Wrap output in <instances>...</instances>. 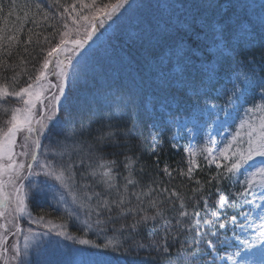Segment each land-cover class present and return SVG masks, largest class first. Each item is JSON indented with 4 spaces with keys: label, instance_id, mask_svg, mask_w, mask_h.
Segmentation results:
<instances>
[{
    "label": "trees",
    "instance_id": "1",
    "mask_svg": "<svg viewBox=\"0 0 264 264\" xmlns=\"http://www.w3.org/2000/svg\"><path fill=\"white\" fill-rule=\"evenodd\" d=\"M103 1L0 0V86L7 87L9 92H15L29 83H35L36 77L45 70L43 63L50 58L49 50L61 40L67 41L66 31L75 29L68 27L69 24L84 16L89 5L94 2L99 5ZM136 1L138 0H128L123 8ZM107 2L108 6H114L118 0ZM237 6L231 2L226 15L232 14V8ZM239 6H243L245 10L238 16L239 21L236 20L235 24L237 28L242 21L247 24L248 31L243 32L251 34V43L245 37L233 39L234 29L230 24H222L223 28L219 31L214 30L211 25L204 30L201 26L192 24L183 32L186 38L180 33L172 37L166 35L162 43L158 44V49L162 52L173 48L169 43L175 37V43L182 38L189 48V58L196 67L202 68L193 74L195 83L190 86L191 94L188 92L189 88L184 86L168 87L177 105L175 108L165 107V111H161L156 118L150 112L139 110L143 106H125L119 103V100L123 103L132 102L125 97L135 87L141 89L140 81L144 77L142 71L139 74L133 71L143 66L141 59L144 54L132 56L130 49L134 48L129 49V46L121 45L122 48L126 47L124 50L130 65H138L129 70L131 76L139 81L132 91L120 89V92L112 95L116 98L114 107L102 105L99 99L92 105L82 101L76 96V87L74 97L70 87L66 85L64 98L60 100L57 112L58 119L48 125L41 147L45 145L47 162H55L61 166L72 163L75 182H69L70 192L78 193L82 190L92 195L93 209L88 215L94 222L97 219L103 221L95 229L100 234V240L96 238L95 241L108 257H120L129 264H205L214 254L222 253L227 240L236 232L237 225L232 224V217L234 213L240 215L236 212V207L241 210L247 205L252 188L247 185L248 173L240 169L229 172L233 162L216 165L204 151L206 147L198 143H194V151L198 153L193 162L185 150V130L180 129V138L176 137V133L173 137L164 117L174 121L177 116L192 114L197 123L211 121L214 115L210 113L206 116L204 112L207 104L209 101L222 104L218 102L224 99V94H213V83L197 88V82L204 80L208 69L222 77L221 80L219 78V83L222 84L230 79L235 82L234 77L238 71L250 62L251 66L257 65L264 70V5L247 9L248 2L241 1ZM121 9L111 19L102 12L92 14L97 15V26L91 40L99 38L112 25ZM99 19L104 20L102 27L99 26ZM81 23L82 21L75 24L79 26ZM84 23L88 24L85 30L90 28L88 20H84ZM179 30L182 31V28ZM112 31L119 35L116 29ZM216 34L220 38H215ZM83 38L84 36L81 37ZM220 41H223L221 49H212ZM224 50L225 53L222 54ZM153 51L147 52V55ZM205 85L207 90L204 89ZM220 87L217 83L214 88ZM221 90L225 91V88ZM15 103L10 96L0 98V129L7 126ZM219 115L222 116V113ZM153 120L161 121L162 124L155 128ZM65 149L67 151L64 155L59 157L55 154L58 150L62 152ZM126 158L133 161L128 168L125 167ZM27 160L25 173L31 157ZM81 160L84 161L83 164ZM100 160L116 162L113 166L112 188L101 183L99 175H90L91 166ZM129 180L132 183H128ZM246 188L248 190L245 192ZM96 193L100 194L99 198ZM238 193H244V196ZM221 197L225 198L223 205L220 203ZM120 199L124 200V204L117 208L112 202ZM103 200L109 202L113 209L111 212L96 207ZM9 203L10 198L6 204L7 210L10 208ZM29 207L35 216L59 223L67 222L72 225L71 230L75 229L66 213L43 206L34 197L30 198ZM97 212L101 214L98 216ZM181 212H186L187 215L182 216ZM213 212L217 216H213ZM143 217L149 218L142 220ZM205 220L211 223L205 225ZM134 223L137 224L135 228L131 227ZM220 224L225 227L220 228ZM6 236L7 234L5 238ZM106 239L113 241L107 247L103 241ZM2 244L3 242L0 243V252ZM164 247H168L167 253L163 251Z\"/></svg>",
    "mask_w": 264,
    "mask_h": 264
},
{
    "label": "rangeland",
    "instance_id": "2",
    "mask_svg": "<svg viewBox=\"0 0 264 264\" xmlns=\"http://www.w3.org/2000/svg\"><path fill=\"white\" fill-rule=\"evenodd\" d=\"M241 1L248 2L247 9L255 8L259 4L264 5V0H138L124 8L121 7L123 9L119 8L121 10L116 19L99 38L90 40L89 44L83 48H75L73 41L85 36V28L88 27V24H83L84 17H90L97 9L109 5L107 0L99 5L98 2L92 3L89 5V10H86L87 13L75 22L82 21L79 26L73 22L69 24L68 27L77 29L66 31L67 43L62 45L64 50L50 56L49 66L44 70L45 76L33 83L37 90L43 89L44 98V104L38 105L34 110L36 118L46 117L49 114L44 110L45 105H48L49 108L55 105L51 98L58 95V88L55 85H59L61 82L60 68L57 67V62H61V66H63L69 57L72 59V65L66 69L69 75L65 88L66 85L70 87L72 96L75 97L74 87H76L78 99L89 102L91 105L99 99L102 105L114 107L116 98H113L112 95L120 92V89L132 91L134 85H137L139 81L131 76L129 70L130 67L138 65H130L124 50L126 47L122 48L121 45L129 46V49L130 47L134 48L136 52L134 49H130L132 56L144 54L141 59L143 66L133 70L135 74L142 71L144 77L140 81L141 89L135 87L130 95L127 94L125 97L132 102L125 101L123 103L119 100V103L125 106L127 104H133L135 107L143 106L139 110L150 112L153 118L158 117L161 111H165V107L175 108L177 102L168 87L184 86L189 88L188 92L191 94L190 86L195 83L193 74L202 67H196L189 58L187 52L189 48L186 47L182 38L175 43V37L169 43L173 48L162 52L158 49V44H161L167 36H176L177 33L186 38L183 32L192 24L201 26L204 30L211 25L217 31L223 28L222 24H230L234 29L233 39L245 37L251 43V34L243 32V30L248 31L247 24L242 21L238 28L235 24L236 20L239 21L238 16L245 10L243 6H239ZM231 2L238 6L232 8L234 10L232 14L226 15V9L230 7ZM179 28H182V31ZM114 29L119 35L112 31ZM218 37L220 38V35L216 34L215 38ZM222 42L220 41L215 48L212 46V49L220 50ZM151 50L159 51L156 53L153 51L147 55V52ZM221 53H225V50ZM250 64L251 62L238 71L234 77L236 83L231 79L225 84L219 83L222 77L218 76L214 70L209 69L204 80L197 82L199 89L204 84L213 83L212 93L224 94V99L218 102L222 104L210 101L207 104L204 112L206 116L210 113L214 115L211 121L197 123L192 114L177 116L174 121H170L167 116L164 117L173 132V137L176 133V137L180 138V129L185 130V150L188 158L193 162L195 154L198 153L194 151V143L204 145L206 147L204 151L213 163L219 166L223 163L233 162L236 158L235 153L247 154L249 136L250 134L255 135L253 129L258 131L260 121L264 118V108L257 110L255 107L264 105V91L260 87L261 84H264V70H261L257 65L251 66ZM217 83L221 85L220 88H214ZM222 88H225V91L221 90ZM204 89L207 90L206 85ZM10 98L16 101L13 108L24 107L23 102L18 98L14 96H10ZM63 98L64 96L61 97V100ZM250 109L251 111H249ZM220 112L222 116L219 115ZM165 114L170 115L168 112ZM152 124L157 128L162 122L153 120ZM8 126L7 124L3 130L6 131ZM33 127L38 128L39 125L34 123ZM46 134L47 131L39 137L41 142ZM25 135V132L17 134L14 148L16 161L24 164L28 162L27 159L30 158V155L22 156L20 153L28 151L31 148V139L37 138L33 133L28 141L29 149H24L22 145L25 143ZM59 152L61 151L58 150L56 153ZM46 155L47 150L44 145L38 152L40 164L47 162ZM57 156L60 157V155ZM29 162L33 164L32 171L41 174L23 181H16L17 184L23 183L25 192L28 193L27 209L23 215L14 211L13 187L7 184V174L4 176L5 192L10 198V210L8 209L6 215L0 218V224L6 225V228L0 229V233L3 234V240L0 241V243L3 242L1 252H5L0 264H20V261H23V264H126L125 261H120V257L115 259L108 257L104 253L105 250L95 241L96 238L100 240V234L95 230L97 225L88 215L93 209L92 195H88L82 190L78 193L70 192V186L62 187L59 182L43 175L46 169H41L32 160ZM50 164L57 169L62 167L55 162ZM261 166H264V157L254 156L240 168L248 173L247 181L250 179L254 181L247 199L252 203L243 206L241 210L236 207V212H240V215L234 213L236 222H232V224L237 225V231L227 240L222 253L214 254L205 264H264V241L258 238L261 231L260 225L264 223L260 219L264 214V187H261V184L264 183V176L252 177L250 175ZM20 175L27 177L28 172L21 171ZM46 184H55L56 188L50 189L46 187ZM89 196L90 200L87 198ZM31 197L37 199L43 206H49L66 213L75 229L71 230L72 225L67 222L59 223L45 218L37 222L40 217L35 216L29 207ZM82 203L84 207H80ZM85 220L92 224L91 228L85 226ZM17 228L20 230L17 231ZM29 229L33 234L40 235L38 238L34 236L29 241L30 247L25 249L24 237L29 235ZM45 233L47 234L45 235ZM57 233L63 234L57 235ZM80 240H87L89 243L81 244ZM103 241H105L104 246L111 245L110 241L113 242L110 239ZM245 241L248 242L247 245H245ZM13 246L20 250L19 260L12 259L15 255Z\"/></svg>",
    "mask_w": 264,
    "mask_h": 264
},
{
    "label": "snow or ice",
    "instance_id": "3",
    "mask_svg": "<svg viewBox=\"0 0 264 264\" xmlns=\"http://www.w3.org/2000/svg\"><path fill=\"white\" fill-rule=\"evenodd\" d=\"M128 3V0H118V3L114 6H105L103 9H97V13H103L104 16H106L108 19L112 18V15L121 7H123L125 4ZM110 7V10H108ZM85 20H88L90 23V28L85 30V36L83 39L75 40L73 41L75 48H83L84 44L87 43L88 40H91L92 37L96 33V23L97 21V15H92L90 17L85 16ZM99 26H103L104 20L99 19L98 21ZM67 41L61 40L60 43L52 48L48 52V56H52L53 53H58L62 50V45H65ZM50 61L45 60L43 63V68L47 69L49 66ZM72 65V59L69 57L67 59V63L61 66V62H57V67L60 68L59 75L61 76V82L59 85H55V87L58 88V95L53 96L51 99L55 101V105L49 108L48 105L44 106V110L47 111L49 114L44 117L40 116L39 119L36 118V113L34 112L35 109H37L38 105L44 104V98H43V89L37 90L36 87H34L33 84L29 83L27 86L22 87L19 89V91L15 92H9L7 87L0 86V98L7 97V96H14L21 100L23 102L24 107H15L11 109V117L8 121V127L7 130L0 129V218L4 217L7 212L6 208V202L8 201L9 197L5 192V186L6 181L4 179V176L7 174L8 180L7 184L12 185L13 192L15 194V209L14 211L17 214L23 215L27 209V203L26 200L28 198V193L25 192V186L23 183L17 184L16 181L20 180L23 181L25 179H28L29 177L38 176L41 173L39 172H33L32 168L33 165L30 163L27 165V172L28 176H21V171L25 170V164L17 162L15 157L16 153L14 151V148L16 146V137L18 133L25 132L26 135L24 137L25 143L22 145V148L29 149L28 141L31 139L33 133L36 134V139H31V148L28 151H22L20 155L22 156H28L30 155L31 160L33 162L37 163V166L41 169H46V171L43 172V175L50 177L54 179L55 181L59 182V184L62 187L68 188L70 186L69 182L74 183L75 182V173L73 172V165L72 163H69L65 166H62L61 168L57 169L53 167L49 162H45L43 164H40L38 161V152L41 149V141L39 139L40 136H42L47 130L48 125L53 124L54 121L58 119L57 112L59 111V104L61 97L64 96L65 93V83L67 81L69 73L66 71V69ZM45 76L44 72H41L37 77L36 80L39 81ZM261 90L264 91V84L260 85ZM257 110L264 108V105H258L255 106ZM7 111V109H6ZM251 111V109L249 110ZM46 121V122H45ZM38 124V128H34L33 124ZM253 133L255 135L250 134L249 141H248V149L247 154H244L243 152L235 153L234 156L236 157L231 164V167L228 169L229 172L237 171L239 170L243 164L247 163L248 161L252 160L254 156L258 157H264V118L261 119L259 130L253 129ZM111 135V133H109ZM67 149H65L62 152L55 153L56 155H64ZM5 160L7 161L5 163ZM127 163H125V167L128 168L130 164L133 162L131 158H126ZM84 161L81 160V164H83ZM116 164L115 161H104L100 160L98 161L94 166L92 167V171L90 172V175L93 177H96L99 175L100 182L103 183L108 188H112L114 185L112 181L114 180L113 176V166ZM252 177H255L256 175L264 176V166H261L260 168H257L256 171L252 172L250 174ZM128 183H132V181H128ZM254 183L253 180H248L247 185L248 188L252 187V184ZM38 186V185H33ZM46 187L50 189H55V184H46ZM261 187H264V183L261 184ZM248 188L245 189V192L248 190ZM241 196H244V193H238ZM96 196L99 198L100 194L96 193ZM89 200L91 197H87ZM75 199V197H74ZM225 202V198L221 197L220 203L223 205ZM247 203L251 204L252 201H246ZM113 204L116 205L117 208H121V206L124 204V200L120 199L119 201H113ZM235 203V202H233ZM205 206H207L205 202ZM80 207H84V204L82 203ZM98 209H106L108 212H111L113 209L110 207L109 202L107 200H103L102 202L98 203L96 205ZM183 207V205H181ZM262 207V206H258ZM128 211H131L129 209ZM101 213L97 212V215L99 216ZM123 214V212H122ZM182 216H186V212L180 213ZM196 215H199V213H195ZM90 215V213H89ZM213 216H217V213L213 212ZM149 217H143L142 220H147ZM152 219H155V217H152ZM247 219V217H246ZM260 219L264 221V214L261 215ZM43 220V217L38 218L37 222H40ZM232 222H236V217H232ZM103 221L101 219H97L95 221L96 225H101ZM139 223V222H137ZM205 225H209L211 221L205 220ZM15 226V225H14ZM85 226L88 228L92 227V224L88 222V220H85ZM137 224H133L131 227L135 228ZM193 227H196V225H193ZM220 228H224V224L219 225ZM6 228V225L0 224V229ZM261 231L259 233V239L264 241V223L260 225ZM20 229L17 228V231ZM29 235H25L24 241H25V249H28L30 247L29 241L33 239L35 236L36 238L39 237L40 234H33L32 230H28ZM47 233H45L46 235ZM63 233H57V235H62ZM197 235H200L199 232L196 233ZM215 233H213L214 235ZM71 239V237H69ZM3 240V234L0 233V241ZM79 243L81 244H88L89 241L87 240H80ZM109 243H112L111 241ZM211 245V241L208 242ZM245 245H247V241L244 242ZM108 245H105L107 247ZM15 248V255H13V260H19L20 258V250L18 247L13 246ZM7 251V250H5ZM163 251L167 253L169 251L168 247H164ZM5 252H0V258L4 256ZM20 264H23V261H20Z\"/></svg>",
    "mask_w": 264,
    "mask_h": 264
}]
</instances>
